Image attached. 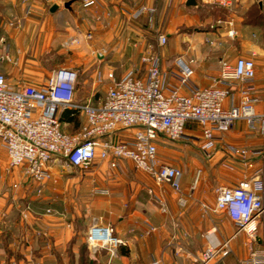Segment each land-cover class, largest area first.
<instances>
[{"label": "crops", "instance_id": "0c3cea01", "mask_svg": "<svg viewBox=\"0 0 264 264\" xmlns=\"http://www.w3.org/2000/svg\"><path fill=\"white\" fill-rule=\"evenodd\" d=\"M261 2L264 4V0H233L231 8L226 9L208 0H97L96 6L82 8L77 0L50 3L0 0V38L3 39L0 54L6 47L11 58L10 63L0 61V73L9 86L18 90L26 85L35 88L44 85L56 68L73 69L77 74L74 101L94 105L100 99L94 100L92 95L97 86L95 72L99 71L103 78L108 74L118 78L128 68L118 70L120 65L117 67L116 63L126 57L131 66L141 69L137 76L142 77V66L134 63L131 50L140 55L148 43V33L161 26V34L167 37L160 50L164 86L177 85L175 58L192 61L189 84L193 88L211 85V79L218 73L219 59L233 62L236 58H251L255 75L248 83L250 97L255 114L262 115L264 12ZM254 6L261 13V20L251 17L253 20L249 21V13H255ZM139 8L144 10L133 18L132 14ZM219 9L222 15L217 14ZM228 20L236 36L219 39V46L207 44L206 40L218 41L216 34L220 29L224 31L223 24ZM85 32L91 33L89 41L83 39ZM129 33L145 38L143 42L129 43L131 47L127 50ZM72 38H77L78 43L68 46L67 41ZM100 48L105 54L96 60L92 54ZM78 88L83 92L80 97ZM180 93L184 95L187 90L181 89ZM232 93L236 103L237 93L235 90ZM223 105L227 107L229 100ZM81 123L79 116V125L74 130L69 123H62L61 128L73 133ZM225 146L245 149L246 158L239 160L226 152ZM49 169L52 179L37 196L36 185L22 177L20 168H7L0 147V264H67L69 241L77 236L85 245L86 232L93 220L101 227L112 228V235L122 241L117 248V264H196L192 257L234 232L224 213L203 214L199 204L212 208L215 186H235L241 180L264 176V117L257 119L254 130H248L238 120L226 133H214L213 148L203 169L208 176L201 175L192 191L189 186L192 177H183L180 171L181 192L189 196L183 208L176 205L166 185L156 188L151 179H146L127 160H117L116 167L110 169L107 162L94 158L89 168L81 171L60 164L57 156ZM76 170L81 176L71 175ZM12 184H17L16 190L11 189ZM154 196L163 200L165 213L153 205ZM69 204L75 206L72 208L75 211L68 214L65 207ZM25 205L30 211L22 219L20 212ZM80 206H83L82 214L78 212ZM47 209L51 213H46ZM78 224L82 231H76ZM207 232L210 234L205 237ZM238 237L240 242L236 241ZM243 240L244 236L237 234L229 244L231 253L217 264H238L245 255ZM71 251L76 252L75 245ZM104 259L105 252L101 251L95 262L103 264Z\"/></svg>", "mask_w": 264, "mask_h": 264}, {"label": "built area", "instance_id": "2783aa9c", "mask_svg": "<svg viewBox=\"0 0 264 264\" xmlns=\"http://www.w3.org/2000/svg\"><path fill=\"white\" fill-rule=\"evenodd\" d=\"M50 3L52 0H42ZM82 8L96 6L97 0H77ZM230 9L233 0H208ZM25 3L26 0H20ZM264 12V4L261 2ZM144 9L136 10V18ZM225 38L236 36L231 22L223 24ZM91 33L85 32L83 39L89 41ZM209 45H220L219 41L206 40ZM3 44V39L0 38ZM72 38L67 45L77 44ZM166 37L158 34L155 49L146 47L140 54L142 77L130 68L118 78L108 74L103 78L99 71L94 74V83H105L103 95L97 103L74 101L75 70L59 67L52 70L44 85L22 86L13 89L0 73V147L5 153L7 168H20L22 177L36 185L35 195H40L43 185L52 179L50 162L58 161L70 167L85 171L94 158L107 162L110 169L117 160L129 161L133 168L147 175L156 188L166 185L175 198L178 207H185L189 196L180 189L181 172L174 166L160 163L157 159L159 138L176 141L184 135L185 126H191L199 135L200 147L204 153L213 148L214 133H226L235 121L241 120L248 130H254L257 115L250 97L248 85L255 75L251 58H236L233 62L219 59L217 76L211 85L193 88L189 81L193 75L192 61L174 59L177 85L164 86L160 71V52ZM105 50L93 51L98 60ZM0 61L11 62L6 47L0 54ZM186 89V94L180 90ZM232 90L237 93L235 103ZM225 100L229 105L224 107ZM73 110L82 117L79 128L68 133L61 128L58 114ZM128 132V133H124ZM224 150L243 161L247 151L242 148L225 146ZM195 183L190 187L194 189ZM11 189L16 190L17 184ZM213 206L199 204L203 214L224 213L234 226L228 238L207 246L192 257L196 264H217L230 253V241L242 234L245 255L238 264H264V176L241 180L235 186H215L212 190ZM160 213H165V204L160 197H153ZM30 208L22 207L20 216L27 217ZM51 213L49 209L45 211ZM152 230V229H151ZM110 227H101L93 220L85 236L88 257L96 260L105 252L103 264L115 262L117 248L122 241L112 235ZM210 232L206 233V236ZM152 262L151 264H158Z\"/></svg>", "mask_w": 264, "mask_h": 264}, {"label": "rangeland", "instance_id": "374dc122", "mask_svg": "<svg viewBox=\"0 0 264 264\" xmlns=\"http://www.w3.org/2000/svg\"><path fill=\"white\" fill-rule=\"evenodd\" d=\"M220 29V28H219ZM223 30H219V32L216 34L217 36V40L220 41L219 39L225 38L223 33ZM163 33L161 26H158L157 28H153L151 30V32L148 33V43L145 44V49L146 47L151 48V49H155V42H156V37L158 34ZM166 37V35H164ZM126 38V37H125ZM145 37H139L137 35H133L131 33L128 34L126 43H134V42H138V41H142ZM167 38V37H166ZM129 46L131 47V44L127 45L126 49H129ZM139 46V45H138ZM137 46V47H138ZM161 48H159V52H160ZM134 56V63L137 64V62L140 64L139 62V52L138 53H134L133 50H131ZM105 54V53H104ZM104 56V55H103ZM118 70H125V69H129L132 68L134 69L137 73L141 72V69L137 70L135 66H131V61L127 60V58L125 57L123 60H121L120 62L116 63ZM131 66V67H130ZM117 78V77H115ZM105 87V83H100L97 84V86L95 87V89L92 91V95H93V99L97 100L98 98L102 97L103 94V89ZM83 94L82 90L80 88H78V96L80 97ZM71 130H74L75 127L70 128ZM125 133V132H124ZM157 145V159L159 160L160 163L163 164H169L171 166L176 167L177 169H179L182 174L183 177L185 175H189L192 177V180L190 182V187L192 186L193 183L196 184V181L198 182L200 180L201 175H203V178H205L206 176H208V174L203 173V169L206 165V157L208 156L209 152L207 153H201V143L199 140V135L198 132L193 128L190 129L188 128V125L185 126L184 129V135L181 136L178 140L176 141H168L165 140L163 138H159V140L156 142ZM60 164L67 166L66 164H64L62 161L60 162ZM69 168H71L70 166H68ZM201 171V173H200ZM140 172V171H139ZM142 173V172H140ZM71 175L73 177H79L81 176V173L76 170L75 172H71ZM142 175L145 176L146 179L150 180V178L145 175L144 173H142ZM72 198H69V200ZM154 205V202H152ZM75 207L73 206V204H69L67 205L65 208L67 209V213H73L75 210H73L72 208ZM83 206H80L78 208V212L80 214L83 213ZM85 216H87V214H84ZM87 221H89V217H86ZM237 242H240V238H236Z\"/></svg>", "mask_w": 264, "mask_h": 264}, {"label": "trees", "instance_id": "16d2710c", "mask_svg": "<svg viewBox=\"0 0 264 264\" xmlns=\"http://www.w3.org/2000/svg\"><path fill=\"white\" fill-rule=\"evenodd\" d=\"M253 10L255 13H252V12L249 13V17H250V18L248 17L249 21L253 20L251 17H254L256 21L261 20V13L259 12L256 6H254ZM222 12L223 11L219 9L217 14L222 15ZM207 29H210V28L207 27ZM58 120L60 124L69 123L73 127H77L79 125V115L73 110L61 111L58 114ZM82 229L83 228L79 224L76 225V231H82ZM74 245L76 246L75 253L71 251V247H73ZM6 254L10 256L11 253L9 252V250H6ZM66 257H67V264H98L94 260H91L88 257L87 248L85 247L83 243H80L78 241L77 236L73 237L69 241L67 249H66Z\"/></svg>", "mask_w": 264, "mask_h": 264}]
</instances>
